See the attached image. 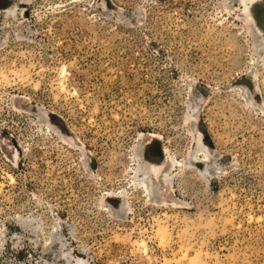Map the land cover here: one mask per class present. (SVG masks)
Returning a JSON list of instances; mask_svg holds the SVG:
<instances>
[{"label": "rangeland", "instance_id": "obj_1", "mask_svg": "<svg viewBox=\"0 0 264 264\" xmlns=\"http://www.w3.org/2000/svg\"><path fill=\"white\" fill-rule=\"evenodd\" d=\"M263 43L264 0H0V264H264Z\"/></svg>", "mask_w": 264, "mask_h": 264}, {"label": "bare ground", "instance_id": "obj_2", "mask_svg": "<svg viewBox=\"0 0 264 264\" xmlns=\"http://www.w3.org/2000/svg\"><path fill=\"white\" fill-rule=\"evenodd\" d=\"M247 3V6H248V1L246 2ZM246 5V4H245ZM263 46H264V43H263ZM152 169H155V167L154 168H152ZM152 175V174H151ZM150 177V176H149ZM146 182V181H145ZM155 182V181H154ZM151 184L149 183V185L148 186H150Z\"/></svg>", "mask_w": 264, "mask_h": 264}]
</instances>
